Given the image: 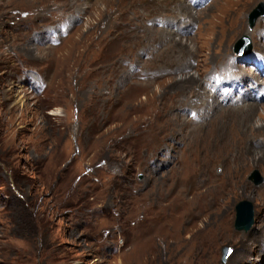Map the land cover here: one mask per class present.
Here are the masks:
<instances>
[{
	"label": "rangeland",
	"instance_id": "1",
	"mask_svg": "<svg viewBox=\"0 0 264 264\" xmlns=\"http://www.w3.org/2000/svg\"><path fill=\"white\" fill-rule=\"evenodd\" d=\"M259 1L0 0V264H264Z\"/></svg>",
	"mask_w": 264,
	"mask_h": 264
},
{
	"label": "bare ground",
	"instance_id": "2",
	"mask_svg": "<svg viewBox=\"0 0 264 264\" xmlns=\"http://www.w3.org/2000/svg\"><path fill=\"white\" fill-rule=\"evenodd\" d=\"M258 16H260V15H258ZM200 28V27H199ZM252 46H253V43H252ZM257 73L260 75V76H263L264 75V71L262 72V71H258V72H256L255 74H256V76H257ZM192 77V76H191ZM189 79V78H188ZM252 79H255V80H257V83H256V85H260V86H262V87H264V79L263 78H261V79H258V77H251V76H249V75H247V76H243V77H239V79L238 80H240L242 83H243V85L245 86V89H244V91L241 93V94H243L247 89H248V84H249V82L252 80ZM229 81H231V80H229ZM228 91H235L234 92V96H237V95H239V93H236V92H241V91H237L236 89H234V88H230ZM244 94H246L247 95V97H250L252 100H248V101H251L252 102V105H254L255 103H259L258 101H259V99H261V98H259V97H257L256 96V94H253V93H250L249 91H246ZM230 97V96H229ZM243 97V96H242ZM225 101V100H224ZM247 101H245V102H242V100H238V98H232V104L233 105H231L230 106V108H235V109H237V108H241L242 106H244L245 105V103H246ZM211 104H213V106L215 105V106H217V102H210ZM223 108H225V107H223ZM222 108V109H223ZM253 108H254V110H256V109H259V111H258V113H257V115L259 116V117H262L263 116V114H262V112L260 111V107L259 106H253ZM261 109L262 110H264L262 107H261ZM197 115L198 116H195L194 117V122H196V121H200L202 118H201V115H200V113L199 112H197ZM203 115H206L203 119H206V118H208V115H207V113H203ZM263 126H264V124H260V125H258L257 127H255V128H257L258 130L259 129H262L263 128ZM216 130V129H215ZM214 130V131H215ZM213 131V130H212ZM212 133V132H211ZM210 134V133H209ZM196 136H198V135H196ZM211 136V135H210ZM201 137V136H200ZM199 137V138H200ZM204 137H205V135H204ZM203 137V138H204ZM213 137V136H212ZM195 138V137H194ZM208 138V137H207ZM210 138V137H209ZM196 139V138H195ZM199 140V139H198ZM210 140V139H209ZM241 140V139H240ZM218 141V140H217ZM200 143H201V141H200ZM202 144H203V141H202ZM217 144H218V142H217ZM228 145V144H227ZM207 146V145H206ZM217 146V145H216ZM202 147V146H201ZM233 147V146H232ZM234 147H236V146H234ZM234 147H233V149H234ZM204 149H205V147H203ZM202 148V149H203ZM210 149V148H209ZM214 149V148H213ZM219 149V148H218ZM229 149V148H228ZM215 151L213 152V155H210V156H212V161H210V169H211V165H213V162L214 161H217V160H219L223 155H225V154H227L228 155V151H226V153L223 151V150H221V149H219V151H217L216 149H214ZM227 150V149H226ZM203 151V150H202ZM207 151V150H206ZM212 152V151H211ZM199 153H201V152H199ZM210 153V152H209ZM202 154V153H201ZM206 155V154H205ZM201 156H203L204 157V155H201ZM190 157V156H189ZM188 157V158H189ZM193 157V156H192ZM203 157H200L199 158V160H198V164L197 163H192V166H190L191 168H192V170L194 171V173H195V176H194V184H196L197 182L198 183H200L201 185L205 182V181H203V179H206L205 177L203 178V165L202 164H204L203 163ZM230 158H231V155L229 156ZM235 157V156H234ZM205 158H206V156H205ZM209 158V157H208ZM236 158V157H235ZM234 158V159H235ZM233 159V160H234ZM238 159H240V158H238ZM238 159H237V161H238ZM242 159V158H241ZM208 162V161H207ZM206 163V162H205ZM207 164V163H206ZM187 166H189V164H187ZM221 166V165H220ZM206 169V168H205ZM204 169V170H205ZM208 169V168H207ZM209 169V170H210ZM224 170L222 171V175L220 174L219 176H213V175H211V174H209V176H208V179H209V182H213V184L215 183V182H217V183H221V187L223 188V185L224 186H226V184H223V182H226L227 184H233L234 182H235V180L233 181V180H231V179H227V180H223V178L225 177V175L226 174H230V173H232V172H234V171H238L237 173H234V176H235V179L236 178H238L239 176H240V172H239V170H238V164L237 163H234L233 161H231V160H227L226 161V163L224 164V168H223ZM243 170V169H242ZM206 172V171H205ZM255 173H256V170H254L253 171V176H255ZM205 174V173H204ZM207 174V173H206ZM205 174V175H206ZM244 174V173H243ZM243 176V175H242ZM206 181H208V180H206ZM222 181V182H221ZM201 187V186H200ZM210 191V190H209ZM208 190H206L204 193H199L197 190L195 191V196H196V199L197 198H199L198 197V195H201L203 198L204 197H206L207 196V194L209 195L210 194V192H209ZM227 192V191H226ZM212 194H216V191H215V189L212 191ZM179 196V195H178ZM176 197H174V198H172L171 200H175L176 201ZM182 198L179 196L178 197V202L180 203V204H182L183 205V203H182V200H181ZM195 197H193V201L195 202ZM171 200H169L167 203H164L163 205H162V207H163V209L166 211V213H168L169 214V211H168V209H170V208H172L171 206L173 205V203L171 202ZM199 200V199H198ZM245 200H240L238 203H237V205H236V221H237V223H238V225L240 226V227H244V224H243V222H245V220L246 219H248L249 218V215H248V213L245 211L246 210V206H247V204H245ZM196 203H198V202H195V204ZM200 205V204H199ZM199 205H198V207H199ZM156 207V206H155ZM157 207H159V205H157ZM195 207V206H194ZM202 207V206H201ZM200 207V208H201ZM181 208V207H180ZM196 208V207H195ZM251 208H252V205H251ZM177 209V208H176ZM175 209V210H176ZM161 210V209H160ZM197 210V209H196ZM199 210V209H198ZM201 211V210H200ZM199 212V211H198ZM153 213V212H152ZM197 213V212H196ZM154 216V215H153ZM164 217V216H163ZM168 217H170V216H168ZM172 217V216H171ZM157 218V217H156ZM168 221H166V223H167ZM164 223V222H163ZM165 223V224H166ZM171 223V222H170ZM254 223V222H253ZM252 223V224H253ZM168 226H169V224H168ZM251 227V226H250ZM241 229H245V228H241Z\"/></svg>",
	"mask_w": 264,
	"mask_h": 264
},
{
	"label": "water",
	"instance_id": "3",
	"mask_svg": "<svg viewBox=\"0 0 264 264\" xmlns=\"http://www.w3.org/2000/svg\"><path fill=\"white\" fill-rule=\"evenodd\" d=\"M264 14V3L263 2H260L259 5L255 6L253 8V10L251 11V13L249 14V25L252 26L253 25V22L256 18L257 15H263ZM251 47V44H250V40H249V37L246 35H242L241 37H239L235 43V51L237 53H241V54H247L249 53V48ZM246 202L245 204H247V199H244ZM250 202V207L252 205V208L251 209V216H249L248 219L245 220V222H243L244 224V227H240L236 221V215H235V219H234V226L237 228V229H241V228H245V229H248L251 224L253 223L254 221V218H253V213H254V209H253V204L251 201ZM249 215V214H248ZM247 220H249L247 222ZM247 222V223H246ZM229 250H232V247L230 245H223L222 246V256H221V259L224 261L226 259V257L228 256V254L231 252Z\"/></svg>",
	"mask_w": 264,
	"mask_h": 264
},
{
	"label": "snow or ice",
	"instance_id": "4",
	"mask_svg": "<svg viewBox=\"0 0 264 264\" xmlns=\"http://www.w3.org/2000/svg\"><path fill=\"white\" fill-rule=\"evenodd\" d=\"M229 251H231V250H229Z\"/></svg>",
	"mask_w": 264,
	"mask_h": 264
}]
</instances>
